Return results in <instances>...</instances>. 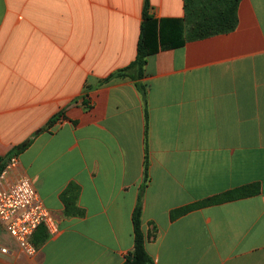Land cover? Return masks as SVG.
Returning a JSON list of instances; mask_svg holds the SVG:
<instances>
[{"label":"crops","instance_id":"crops-1","mask_svg":"<svg viewBox=\"0 0 264 264\" xmlns=\"http://www.w3.org/2000/svg\"><path fill=\"white\" fill-rule=\"evenodd\" d=\"M148 2L145 99L108 78L136 59L146 0H0V157L33 140L6 183L30 178L55 223L30 255L0 222V264H122L140 198L153 264H264V0L195 40L185 0Z\"/></svg>","mask_w":264,"mask_h":264},{"label":"trees","instance_id":"trees-1","mask_svg":"<svg viewBox=\"0 0 264 264\" xmlns=\"http://www.w3.org/2000/svg\"><path fill=\"white\" fill-rule=\"evenodd\" d=\"M241 0H185V22L187 26V38L190 40L203 39L209 36L225 34L234 31L238 25V8ZM149 2L146 0L144 22L138 43L137 56L133 63L116 73L110 75L113 78H130L137 81L136 85L146 99L145 86L139 83L144 77L147 58L157 51L158 23L149 16ZM61 113L53 117L50 124L56 123L61 118ZM33 140L14 147L6 156L0 157V175L6 169L10 161L23 153ZM146 167V179H147ZM258 185L250 184L236 188L225 193L209 197L202 201L176 210L172 216L177 217L189 211L222 204L254 194H258ZM134 248L122 264H153L154 261L146 249V235L142 228V203L141 198L133 213ZM47 235L32 239L35 246L44 242Z\"/></svg>","mask_w":264,"mask_h":264},{"label":"built area","instance_id":"built-area-1","mask_svg":"<svg viewBox=\"0 0 264 264\" xmlns=\"http://www.w3.org/2000/svg\"><path fill=\"white\" fill-rule=\"evenodd\" d=\"M14 157L0 175V222L10 237L24 252L33 255V235L41 225L54 229V219L45 207L32 180L20 177L6 183L8 171L14 167Z\"/></svg>","mask_w":264,"mask_h":264}]
</instances>
